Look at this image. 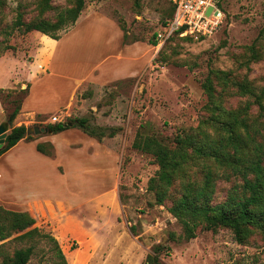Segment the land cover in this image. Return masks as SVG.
Returning a JSON list of instances; mask_svg holds the SVG:
<instances>
[{
	"label": "rangeland",
	"instance_id": "rangeland-1",
	"mask_svg": "<svg viewBox=\"0 0 264 264\" xmlns=\"http://www.w3.org/2000/svg\"><path fill=\"white\" fill-rule=\"evenodd\" d=\"M75 2L52 0V8L44 14L40 0L0 3V87L11 93L5 100L0 99V125L8 121V132L15 126L8 120L15 107L12 101L29 91L27 67L43 39L49 41L38 31L15 28L18 13L27 22L39 16L56 20ZM224 6L225 23L212 36L199 39L175 35L165 42L157 41L156 33L171 16L168 0H85L75 25L62 31L54 59L62 73L69 70L82 76L99 65L100 70L132 64L136 68L133 74L103 83L86 81L65 112L37 117L45 123H26L29 127H46L54 116L63 121L87 117L92 130L107 134L101 140L102 149L94 147L84 154L93 167L84 172L74 169L67 186L52 179L51 184L55 188L57 185L56 195L45 194L51 188L49 179H45L47 174L41 176L44 181L38 185L29 171L25 173L28 180H23L24 173L16 174L18 184L22 180L28 187L35 185L45 195L8 201V208L29 212L36 220L35 226L58 239L69 264H146L148 254L157 245L164 247L163 264H264V239L258 232L244 244L225 228L202 230L195 238L184 239L180 223L169 211L180 195L181 179L171 187L165 204H157L149 182L159 166L151 153L133 146L138 134L157 136L171 146L180 133L202 128L212 132L209 123L214 114H219L215 105L238 110L253 101L239 90V83L249 81L258 90L264 88V0H225ZM88 19L101 21L110 42L96 23L87 27L82 24ZM114 29L119 31L120 40ZM120 44L123 59L119 57ZM252 47L259 58L253 57ZM221 72L229 74L227 83L221 80ZM209 77L214 96L204 88ZM38 99L48 102L41 94ZM250 117L264 121L256 105H252ZM13 156L4 158L1 166L11 164L19 169ZM59 170L63 176L68 173L63 167ZM191 173L200 179L198 168L191 169ZM4 176L3 180H11L9 173ZM241 184L240 177L218 178L215 202H223L234 188L241 191ZM16 236L0 242V264L4 255L26 245ZM40 247L43 251H37L29 264H51L46 255L49 247L42 242Z\"/></svg>",
	"mask_w": 264,
	"mask_h": 264
},
{
	"label": "trees",
	"instance_id": "trees-1",
	"mask_svg": "<svg viewBox=\"0 0 264 264\" xmlns=\"http://www.w3.org/2000/svg\"><path fill=\"white\" fill-rule=\"evenodd\" d=\"M51 2L52 0H40L41 13L52 8ZM170 4L172 12L169 19L175 13V6ZM84 7L85 0H76L75 5L60 12L56 20L39 16L27 22L22 13H18L14 27L23 29L24 32L38 31L59 40L66 26L75 25ZM153 44L157 45V41H153ZM251 49L253 57L259 58L258 51L254 47ZM221 73V80L227 83L229 74ZM204 88L210 96H214L210 77L205 81ZM238 88L253 101L238 110H226L215 105L219 114L217 117L214 114L209 123L212 132L202 128L199 131L180 133L173 139L171 146L157 136L143 134H138L134 141L133 146L151 153L159 166L156 176L149 182V190L154 193L157 204H165L172 186L181 179L180 195L169 211L180 223L182 237L186 240L195 238L199 231H217L220 228L232 231L240 244L246 243L256 232L264 239V121L259 118L251 120L250 117L252 105L260 109L261 116L264 115V88L258 90L249 81L239 83ZM27 94L28 91L12 101L15 107L8 116L10 123L20 113ZM10 95V92L0 87L2 101L5 96ZM211 108L213 110L212 105ZM46 127L54 134L78 127L99 141L107 136L103 131L92 130L87 117L68 119ZM109 136H113L112 133ZM22 139H33L32 135H28V127H12L0 150V156ZM37 149L46 155H54V146L50 143H39ZM194 167L198 168L200 179L192 175L191 169ZM234 176L242 180L241 191L234 188L223 202L216 203L218 178L229 180ZM35 224L36 220L29 212L8 209L0 204V242L17 234L14 238L26 244L15 249L12 254L4 255L2 264H29L37 251H43L41 242L49 247L46 255L49 254L51 264H69L58 239ZM2 247L0 245V249ZM163 248L161 245L155 246L153 252L148 254L146 264H163Z\"/></svg>",
	"mask_w": 264,
	"mask_h": 264
},
{
	"label": "crops",
	"instance_id": "crops-1",
	"mask_svg": "<svg viewBox=\"0 0 264 264\" xmlns=\"http://www.w3.org/2000/svg\"><path fill=\"white\" fill-rule=\"evenodd\" d=\"M93 23L98 25L99 29L102 30L107 38V42H110L105 30L101 28V21L98 23L96 19H88L82 24L87 27ZM114 33H117V38L120 40L121 35L119 31H115L114 29ZM62 38L63 37L56 40L49 37V41L43 39L40 50L35 54L33 61L27 67L25 79L30 83L29 91L24 97L20 113L13 121L15 124L14 127L21 125L27 126V121L45 123L46 120H37V117L44 118L55 112H65L66 109L74 104V100L80 87L86 81L103 83L109 79L135 73V64H132L131 66L127 65L123 68L113 66L108 69L103 68L102 70H100L99 65L90 70L87 69L82 76H76L69 70H67V73H62V70L58 69L54 63ZM119 49L121 52V56L119 57L123 59L124 55L122 52H124V50H122L123 48L121 44ZM73 65L77 66L76 64ZM40 94L43 98H48V102H40L38 99ZM32 100L35 103L38 102L36 103L37 105ZM59 119L61 121L64 120L63 118ZM51 120L53 119L51 118ZM54 123L56 122L53 121L48 124ZM37 136L38 138L36 139H22L17 145L0 156V204L5 208H8V201L11 202L16 199L18 200V198L27 201L43 197L45 194L56 195L58 189L57 185L55 188L51 184L52 179H57L58 181L63 182L66 186L69 185V182L71 181L69 178L74 176V173H72L74 169H83L82 171L84 172L86 169L93 167L92 163L86 160L84 155L85 152L88 151L89 153L91 148L94 147L99 149H102L103 147L101 141L91 137L76 127L56 134L48 132ZM39 143L52 144L54 146V155L49 156L38 151L37 145ZM11 154L16 155L12 158L17 160L16 163L19 169L11 164L8 166L5 164L7 169L1 166L2 160L8 158ZM60 167H63L68 171L66 176L62 175L59 170ZM29 171L34 174L35 179H37L34 183L38 185L39 182L42 183V181H44L41 176L47 174L45 175V179H49L51 184L49 193L44 194V190L40 192L39 188L35 185H29L28 187L22 180L18 184L16 174L24 173L25 175V173ZM5 173H9V175L12 176L11 180H3ZM23 180H28V176L25 175ZM19 186H22V188H19Z\"/></svg>",
	"mask_w": 264,
	"mask_h": 264
},
{
	"label": "built area",
	"instance_id": "built-area-1",
	"mask_svg": "<svg viewBox=\"0 0 264 264\" xmlns=\"http://www.w3.org/2000/svg\"><path fill=\"white\" fill-rule=\"evenodd\" d=\"M175 6L174 16L156 33L158 42H165L175 35L205 38L212 36L225 23V0H168ZM212 11L209 13V9ZM54 122H60L54 116Z\"/></svg>",
	"mask_w": 264,
	"mask_h": 264
},
{
	"label": "water",
	"instance_id": "water-1",
	"mask_svg": "<svg viewBox=\"0 0 264 264\" xmlns=\"http://www.w3.org/2000/svg\"><path fill=\"white\" fill-rule=\"evenodd\" d=\"M212 11V8L209 9V13ZM9 123L8 121L2 123L0 125V150L4 147L6 138L9 134ZM49 130L46 127H40V126H33L28 127V135H41L42 133H48Z\"/></svg>",
	"mask_w": 264,
	"mask_h": 264
}]
</instances>
